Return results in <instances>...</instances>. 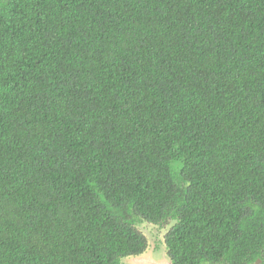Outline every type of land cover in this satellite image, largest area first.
Here are the masks:
<instances>
[{
	"label": "trees",
	"instance_id": "1",
	"mask_svg": "<svg viewBox=\"0 0 264 264\" xmlns=\"http://www.w3.org/2000/svg\"><path fill=\"white\" fill-rule=\"evenodd\" d=\"M143 222L264 264V0H0V264H126Z\"/></svg>",
	"mask_w": 264,
	"mask_h": 264
},
{
	"label": "rangeland",
	"instance_id": "2",
	"mask_svg": "<svg viewBox=\"0 0 264 264\" xmlns=\"http://www.w3.org/2000/svg\"><path fill=\"white\" fill-rule=\"evenodd\" d=\"M136 227L147 237L148 245H150L151 248H149L150 250H148L144 255L128 256L122 259V262L126 264H164V261H167L166 263H169V259L166 258L163 251L161 249L156 250V244L159 245V243L162 242L160 240H163L164 238L163 235L165 233V229L160 228L158 225H155L153 228L147 222L140 223L138 226L136 225ZM161 246L162 245L159 247Z\"/></svg>",
	"mask_w": 264,
	"mask_h": 264
},
{
	"label": "water",
	"instance_id": "3",
	"mask_svg": "<svg viewBox=\"0 0 264 264\" xmlns=\"http://www.w3.org/2000/svg\"><path fill=\"white\" fill-rule=\"evenodd\" d=\"M150 226L154 228L155 225L150 224ZM145 237H146V236H145ZM149 248H151L150 245H148V250H149ZM148 250H146L145 253H143L142 255L146 254ZM165 256H166V255H165ZM150 257H151V256H150ZM166 258H167V257H166ZM166 262H167V261H164V264H171L170 259H169V263H166ZM258 263H260V261H259ZM139 264H140V263H139Z\"/></svg>",
	"mask_w": 264,
	"mask_h": 264
},
{
	"label": "bare ground",
	"instance_id": "4",
	"mask_svg": "<svg viewBox=\"0 0 264 264\" xmlns=\"http://www.w3.org/2000/svg\"><path fill=\"white\" fill-rule=\"evenodd\" d=\"M155 247V246H154ZM150 250V249H149ZM155 251V250H154Z\"/></svg>",
	"mask_w": 264,
	"mask_h": 264
}]
</instances>
